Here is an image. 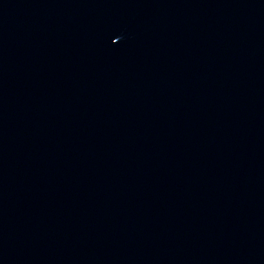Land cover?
Instances as JSON below:
<instances>
[{"label": "water", "instance_id": "water-1", "mask_svg": "<svg viewBox=\"0 0 264 264\" xmlns=\"http://www.w3.org/2000/svg\"><path fill=\"white\" fill-rule=\"evenodd\" d=\"M0 264H264V0H0Z\"/></svg>", "mask_w": 264, "mask_h": 264}]
</instances>
